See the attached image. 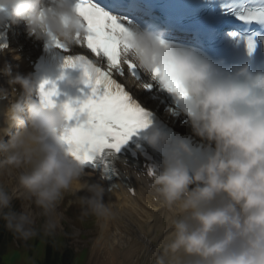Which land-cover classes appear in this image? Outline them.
Instances as JSON below:
<instances>
[{
    "label": "clouds",
    "instance_id": "9594fccd",
    "mask_svg": "<svg viewBox=\"0 0 264 264\" xmlns=\"http://www.w3.org/2000/svg\"><path fill=\"white\" fill-rule=\"evenodd\" d=\"M75 2L0 0V27L23 24L29 36L72 49L82 31ZM129 31L122 60L148 77L159 69L178 85L179 108L206 143L197 156L183 139L143 129L144 144L162 152L149 187L172 213L156 264H264V71L169 43L163 31ZM2 71L7 86L0 85V99L8 107L0 124V169L16 171L19 190L0 184V221L16 240L54 236L59 208L72 196L81 219L94 217L103 229L116 216L105 202L110 189L85 170L66 131L64 103H42L41 81L31 74L13 72L7 63ZM67 84L89 85L84 75Z\"/></svg>",
    "mask_w": 264,
    "mask_h": 264
},
{
    "label": "snow or ice",
    "instance_id": "6c2138e0",
    "mask_svg": "<svg viewBox=\"0 0 264 264\" xmlns=\"http://www.w3.org/2000/svg\"><path fill=\"white\" fill-rule=\"evenodd\" d=\"M224 11L246 27L229 33L237 43H245L249 54L256 48L255 33H249L253 24L264 25V0H224ZM75 11L82 18L81 32L77 33L76 45L90 50V53L105 62L102 67L82 54H73L59 41L51 40L49 47L63 50L64 67L79 66L83 69L86 83L92 87V95L84 100L64 102L70 141L82 151L87 164L99 168L102 175L113 180L118 175L115 161L120 158L122 149L138 133L152 123L153 111L141 103L115 78L130 75L146 92L153 94L151 99L160 100L165 93L171 96L179 107L183 93L178 85L173 84L160 72L154 69L149 80L131 61H123L122 56L129 45L126 37L131 33L122 22L123 17L112 14L102 0H76ZM264 40V36L260 37ZM6 45L0 43V49ZM126 66V68H125ZM49 81L40 84V100L54 106L57 96L55 85L47 88ZM81 117H85L81 120ZM127 163V160L124 159ZM153 167L148 168L152 175Z\"/></svg>",
    "mask_w": 264,
    "mask_h": 264
},
{
    "label": "bare ground",
    "instance_id": "6f19581e",
    "mask_svg": "<svg viewBox=\"0 0 264 264\" xmlns=\"http://www.w3.org/2000/svg\"><path fill=\"white\" fill-rule=\"evenodd\" d=\"M21 44H23V42H21ZM80 195H83V193H80ZM112 201H114L115 204L112 203ZM116 201L117 198L114 193L105 196V202H109L111 206L115 208L116 216L113 219L109 220L103 229H101L100 222H98L99 235L97 236L96 240L106 248V254L108 258H113L115 254L119 255L120 253H122L121 251L122 247L117 248L116 252H112L111 250V246L114 243V237H115L114 235H118L121 237L122 235H124L125 233H127L128 231L134 228H138L139 233L142 231V225L139 224L134 218V213L136 212V215H138L139 213V210H137V207H135L138 201L134 203L128 202L127 205H122V206H120V204H117ZM140 212L143 211L140 210ZM145 214L146 215H143L141 217V220L142 221L145 220L147 222L151 221L152 223L149 224L147 227L144 226V229H149L151 231L154 229V230H158L159 232H162L164 230L163 227L159 226V220H155L157 216L149 215L147 213ZM145 233L147 235V237L145 238L153 237V231L151 232V234H148L147 232ZM123 252L124 255H122V257L125 260L128 258L129 255L131 256L134 253L130 248L129 250H125Z\"/></svg>",
    "mask_w": 264,
    "mask_h": 264
},
{
    "label": "rangeland",
    "instance_id": "374dc122",
    "mask_svg": "<svg viewBox=\"0 0 264 264\" xmlns=\"http://www.w3.org/2000/svg\"><path fill=\"white\" fill-rule=\"evenodd\" d=\"M0 171H4V169L3 170L0 169ZM8 180H11L12 181V176L11 175H9ZM5 185L8 186L7 185V182L5 183ZM62 207H63V205L60 206L59 211H62L61 210ZM75 208H77L80 211V208H79V206L77 204H75ZM74 214L76 216L78 214V211H74ZM68 221H69V219H68ZM127 239H129L130 241H132L131 238H127ZM126 240L123 242V246L124 247H132L131 244L129 242H127ZM131 257H130L131 259H128V260H123L121 257H116L115 261L113 263H111V264H143L142 256L140 255V253L137 250H134V255H132Z\"/></svg>",
    "mask_w": 264,
    "mask_h": 264
},
{
    "label": "trees",
    "instance_id": "16d2710c",
    "mask_svg": "<svg viewBox=\"0 0 264 264\" xmlns=\"http://www.w3.org/2000/svg\"><path fill=\"white\" fill-rule=\"evenodd\" d=\"M53 260H54V259H51V261H46V262H44V263H42V264H54V263H52Z\"/></svg>",
    "mask_w": 264,
    "mask_h": 264
}]
</instances>
